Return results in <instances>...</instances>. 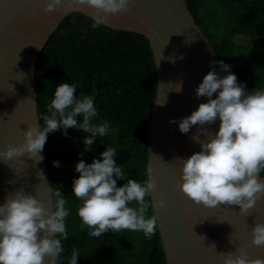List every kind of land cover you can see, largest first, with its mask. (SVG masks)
<instances>
[{
	"label": "clouds",
	"instance_id": "9594fccd",
	"mask_svg": "<svg viewBox=\"0 0 264 264\" xmlns=\"http://www.w3.org/2000/svg\"><path fill=\"white\" fill-rule=\"evenodd\" d=\"M83 9L89 10L92 27L110 24L112 15L126 12L130 0H71ZM65 7V0H46L43 11L51 13ZM27 46V45H26ZM227 74L221 78L213 66L195 89L196 96L207 97L189 116L179 121V130L187 134L193 126L197 131L191 139L199 143L200 151L187 158L175 157L180 164L178 189L194 204L215 208L224 205H238L240 212L248 214L256 207L257 201L264 198V88L245 91V85L238 83L230 65L223 60L218 62ZM158 66V62H157ZM173 91H182V83L176 84ZM218 93L215 98L213 94ZM159 103V102H157ZM50 115L42 117L44 124H29L23 132L24 142L9 144L0 150L5 162L14 157L28 154L30 158L43 151L48 134L63 129L78 128L88 133L83 140L85 151H91L97 136L104 137L109 132V124L93 123L98 112L92 96L76 95V85L60 83L48 105ZM83 120L78 123L77 117ZM39 119V118H38ZM219 119V128L212 134L205 125ZM170 123H176L173 119ZM206 139H201V136ZM117 149L107 147L101 159L86 163L83 159L75 165L80 174L72 183L74 196L82 201L77 209L83 225L90 231L89 236L100 237L109 230L142 231L151 239L157 231L158 216L146 213L150 208L166 206L163 199L146 200L157 188L152 178V167L143 184L128 179L127 174L114 157ZM59 166L58 162H53ZM117 180H126L117 186ZM51 204L46 206L37 195L20 188L9 193L0 204V264H57L64 251L61 238L68 239L66 218L68 201L60 187L48 186ZM135 203V206L133 205ZM251 245L264 247V223L255 221L250 228ZM203 237V236H202ZM204 238V237H203ZM229 243H234L230 238ZM215 248V245H212ZM223 264H264V258H249L244 247L234 252L218 253ZM80 256L72 250L68 264H77Z\"/></svg>",
	"mask_w": 264,
	"mask_h": 264
},
{
	"label": "water",
	"instance_id": "95a60500",
	"mask_svg": "<svg viewBox=\"0 0 264 264\" xmlns=\"http://www.w3.org/2000/svg\"><path fill=\"white\" fill-rule=\"evenodd\" d=\"M45 3L0 0V150L23 143L29 124L41 125L35 77L40 52L65 16L74 11L89 15L90 11L65 0L67 8L45 13ZM109 22L113 28L145 34L158 62L157 98L149 124V166L157 183L151 198L166 204L154 211L168 264H223L218 253L234 252L238 247H244L249 258H264V247L251 245L250 231L255 221L264 223V198L245 214L238 205L209 208L194 204L176 186L180 164L174 158L200 151L199 143L191 139L197 126L184 134L179 121L207 102V97L196 96L195 89L213 66L219 77L227 74L219 63L212 64L222 59L188 0H130L128 10L110 16ZM180 83L182 91H173ZM173 119L176 123H170ZM219 123L217 119L205 127L215 134ZM40 155V161L38 155L24 154L7 162L0 157V204L20 188L37 195L46 206L51 204V193L46 191L52 182L45 146ZM230 238L234 243H229Z\"/></svg>",
	"mask_w": 264,
	"mask_h": 264
},
{
	"label": "trees",
	"instance_id": "16d2710c",
	"mask_svg": "<svg viewBox=\"0 0 264 264\" xmlns=\"http://www.w3.org/2000/svg\"><path fill=\"white\" fill-rule=\"evenodd\" d=\"M190 9L221 59L245 91L264 88V0H188ZM89 15L69 13L48 38L36 66V89L41 126L48 105L60 83L76 85V95L92 96L98 115L93 123L109 124L106 136H97L91 151L83 140L89 134L78 128L48 134L45 150L52 187L59 188L68 203V239L61 238L64 251L57 264H68L75 248L77 264H168L157 225L148 239L142 231L108 232L89 236L77 209L82 203L72 191L79 173L75 165L83 159H101L107 147L127 174L143 184L149 167V124L157 98L158 74L149 38L137 31L108 25L92 27ZM239 35L251 38L242 43ZM78 123L83 120L78 116ZM54 161L59 166L54 165ZM264 175V171L261 172ZM126 180H117L122 186ZM151 201V195L145 198ZM135 203L133 202V205ZM154 209L146 213L151 216Z\"/></svg>",
	"mask_w": 264,
	"mask_h": 264
},
{
	"label": "rangeland",
	"instance_id": "374dc122",
	"mask_svg": "<svg viewBox=\"0 0 264 264\" xmlns=\"http://www.w3.org/2000/svg\"><path fill=\"white\" fill-rule=\"evenodd\" d=\"M238 40L242 43H249L251 42V38L250 37H247L245 35H239V38ZM260 44L264 46V40H261L260 41Z\"/></svg>",
	"mask_w": 264,
	"mask_h": 264
}]
</instances>
